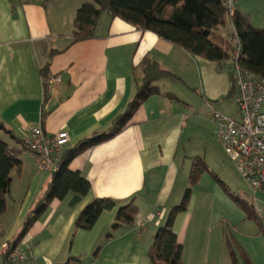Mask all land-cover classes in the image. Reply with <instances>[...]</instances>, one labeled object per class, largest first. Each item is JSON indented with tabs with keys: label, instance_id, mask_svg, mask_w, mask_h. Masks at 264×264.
Listing matches in <instances>:
<instances>
[{
	"label": "crops",
	"instance_id": "1",
	"mask_svg": "<svg viewBox=\"0 0 264 264\" xmlns=\"http://www.w3.org/2000/svg\"><path fill=\"white\" fill-rule=\"evenodd\" d=\"M89 2L0 0V122L11 132L0 136L21 161V170L11 172L6 212L0 217V264L6 246L51 182V175L36 171L19 141L38 126L47 135L65 131L69 141L62 155L67 157L81 142L108 133L134 99L144 60L179 82H155L159 94L140 104L118 134L70 160L68 169L79 172L90 190L75 204L72 194L50 203L24 238L30 251L25 264H66L71 259L77 260L74 264H152L154 236L190 187L194 159H203L209 173L197 179L186 212L174 221L182 264H231L230 227L236 245L254 264H264V233L257 232L210 175L229 185L215 160L218 156L228 164L211 118L213 112L225 115L226 101L236 97L231 60L215 63L192 56L107 14L100 17L94 38L73 42L76 12ZM237 8L254 28L264 30L246 8ZM233 33L230 22L218 29L225 39ZM95 199H110L116 206L102 212L91 229H76V219ZM130 202L138 208L133 226L111 232L117 211Z\"/></svg>",
	"mask_w": 264,
	"mask_h": 264
},
{
	"label": "trees",
	"instance_id": "2",
	"mask_svg": "<svg viewBox=\"0 0 264 264\" xmlns=\"http://www.w3.org/2000/svg\"><path fill=\"white\" fill-rule=\"evenodd\" d=\"M49 0H44L47 2ZM225 0H91L83 4L76 12L74 19L73 42L84 41L94 38L97 23L103 14L112 18H118L136 29L143 32H151L158 38L176 46L192 56L203 58L209 62L222 63L231 60L234 52L233 37L236 36L241 44L240 66L242 69L264 79V30L252 26L247 15L241 13L236 7L228 13L223 6ZM230 22L234 33L227 39L218 34V29ZM142 78L137 87L132 102L126 112L114 119L112 128L108 133L95 135L81 142L67 157L62 155L61 165L58 172L51 175V182L44 194L37 202L34 209L26 216L21 230L3 252L2 264H13L9 260V254L19 246L30 228L46 213L53 200H64L72 194V203L78 202L86 196L90 190V183L79 173L68 169L70 160L96 145L105 142L118 134L131 119L137 108L148 98L158 95L159 90L154 83L160 80L179 82L173 74L161 69L157 64L144 60L141 65ZM48 64L43 68L42 75L46 78ZM232 82L234 77L232 70ZM47 85H44V103L47 102ZM233 91L229 93L231 96ZM45 109L43 115H45ZM10 134L0 122V134ZM22 147V141H19ZM23 148V147H22ZM17 151L10 149L0 136V217L6 212V197L10 192L11 172L21 170V161L17 157ZM195 162L202 163L198 168ZM190 176L192 187L203 172H208L205 164L195 160ZM210 175L223 188L221 181ZM188 187L177 207H173L153 239L149 251V259L152 264H182L183 247L178 244L173 231L174 221L178 214L186 212L190 198L191 188ZM235 203L248 213L252 209L247 203L238 197H232ZM116 206L110 199H95L88 204L75 221L77 229L89 230L96 223L104 211H110ZM138 208L130 202L119 208L111 232L123 227L133 226ZM251 219V218H250ZM257 219V218H256ZM255 219V220H256ZM108 235H112L109 233ZM234 242V241H233ZM236 245V243H235ZM231 264H239L236 250L232 247L228 237ZM97 255V251L95 252ZM246 258L243 252H240ZM77 260L71 259L66 264H74Z\"/></svg>",
	"mask_w": 264,
	"mask_h": 264
},
{
	"label": "built area",
	"instance_id": "3",
	"mask_svg": "<svg viewBox=\"0 0 264 264\" xmlns=\"http://www.w3.org/2000/svg\"><path fill=\"white\" fill-rule=\"evenodd\" d=\"M235 3L236 0H225L223 6L231 13ZM232 39L231 69L236 89V118L213 112L211 120L218 129V140L240 176L254 195L261 194L264 198V79L242 69L241 44L236 36ZM21 141L23 150L34 159L38 173L52 175L59 171L62 152L69 141L67 132L47 135L38 126ZM142 226H139L138 233L142 232ZM29 254L23 239L9 254V260L13 264H25L30 260Z\"/></svg>",
	"mask_w": 264,
	"mask_h": 264
},
{
	"label": "rangeland",
	"instance_id": "4",
	"mask_svg": "<svg viewBox=\"0 0 264 264\" xmlns=\"http://www.w3.org/2000/svg\"><path fill=\"white\" fill-rule=\"evenodd\" d=\"M240 5L243 8H246L248 13H251L252 16H254L255 24H257V25L261 24L263 26V24H264V0H236L235 7L237 8ZM237 10H239V8H237ZM224 114L229 116L232 119L236 118V97H235V99H229L228 101H226ZM223 153L225 156V160L227 161L228 164H226V165L223 164L221 162L220 157H218V156L215 159L216 162L219 164L218 169L222 170L224 173V176L226 178H228L227 182L229 183V185L226 182H224L222 179H220V181L224 185L225 189L227 190V192H225L223 190V188L220 186L222 192L224 193L225 197L227 199H229L237 207V209H239L245 215L246 220L253 222V223L252 222L251 223H252V225L256 226L257 232L260 233V231H261L264 233V198H263V196L261 194H257V195L253 196L251 189L249 188L247 183L244 181V179L238 173V171L235 167V164L230 160L229 156L225 152H223ZM199 160L205 164V161L203 159H199ZM192 161L195 162V159ZM195 164H197L198 168L201 167V165H202V163H199V162L198 163L195 162ZM222 165H223V167H222ZM211 166H212V168L217 169L216 165H211ZM216 172H218V171H216ZM221 176H223V175H221ZM217 179H219V178H217ZM204 186H205V184L203 185V187ZM190 188H191V198H192V195H193L192 187H190ZM199 197H200V193H197L196 194L197 202L195 204L196 209H198L197 203H200ZM232 197H238L241 200H243L245 203H247L249 206L252 207V209L249 210V214L251 216L250 217L251 219L248 217L249 216L248 213L245 212L243 209H241L235 203V201L233 200ZM260 234H262V233H260ZM235 235H236V232L230 227V230L228 231V237L232 243V247L237 246V245H235V243H236V241H238V239H235ZM235 250H236V255H237L239 264H254V262L251 261L250 257H248L247 254L243 252V250L240 251L238 248H235ZM240 252H243L244 255L246 256V258H243L241 256Z\"/></svg>",
	"mask_w": 264,
	"mask_h": 264
}]
</instances>
